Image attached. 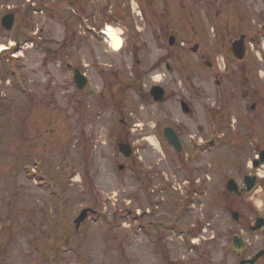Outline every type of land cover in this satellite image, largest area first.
<instances>
[{"label": "rangeland", "instance_id": "obj_1", "mask_svg": "<svg viewBox=\"0 0 264 264\" xmlns=\"http://www.w3.org/2000/svg\"><path fill=\"white\" fill-rule=\"evenodd\" d=\"M168 2L170 7L166 16H169L170 25L186 28L182 8L178 7V11L173 1ZM251 2L235 0L241 27L249 33L253 32L256 21L249 7ZM117 3L113 4L114 10ZM40 4L41 0H0V46L6 47L0 55V227L6 223H18L20 229L50 227L40 241L37 233L22 236L17 246L23 244L26 247L28 258L20 259L22 256L18 254L16 262L221 264L224 260V264H235L234 235L247 238L251 244L249 253L260 247L264 234L251 233L249 226L256 215H264V184L252 195L240 199L226 188L231 177L243 183L238 166L244 168L251 155L253 138L242 127L234 111L237 120L234 127H220L223 123L221 88L215 84L213 72L189 55L195 77L191 93L194 115L186 119L178 108L176 116L184 123H190L194 134H199V124L205 127L208 140L204 144L205 149L200 148L199 140L197 145L194 141L188 142L184 159H179L173 148L161 149L159 145L143 141L144 146H140L136 154L143 157V176L146 177L148 165L153 164L156 165V174L151 175V195L147 193L140 199L133 196L137 183L127 175L124 179L118 176L114 165L119 161L116 151L121 128L125 135V126L119 125L124 113L115 106L124 86L123 47L115 50L105 41L97 42L100 45L97 48L98 61L110 65L98 64L87 56V62L93 64L83 69L93 78L87 91L79 97L73 81V69L69 66L75 63L45 58L41 49L35 50L40 47L38 41L35 48L32 46L30 39L37 38L38 29L43 28L45 34H49L51 47L61 38L58 4L50 2L51 7L56 6L46 19ZM202 6L200 3L194 7L198 15ZM8 13L16 15L14 29L10 32L1 24L3 16ZM197 14L193 15V31L189 35L199 37L206 43L203 46L205 52L217 57L222 50V42L215 40L213 32ZM124 21L118 18L107 25L125 38ZM135 21L139 26L138 19ZM214 22L220 32L225 28L221 21ZM92 43L88 42L87 46ZM262 54L264 57V51ZM260 56L259 48H256L247 59L258 63ZM222 59V54L218 55V61L222 62ZM109 72L121 82L104 83L107 78L101 77L108 76ZM203 76H207L208 81H204ZM112 86L114 90L110 95H114V105L111 101L108 105L105 97L100 100V93L104 90L110 93ZM148 109L156 111L157 108L150 106ZM229 119L230 116L224 119V123ZM140 122L144 123L143 120ZM146 131L149 140H155L154 132ZM184 134L186 138L187 132ZM211 141H214L213 145ZM193 150L198 153L187 162L188 154ZM192 175L203 182L201 186L196 183L194 191L190 183ZM96 176L104 190L100 192V198L106 199L103 212L101 216L89 219L86 228L81 227L79 232L69 234L63 242L59 225H70V230H73L80 210L91 205V194L96 192V188L98 191L99 184L98 187L94 184ZM11 193L14 201L9 210L4 205L9 202ZM124 198L125 203L122 201ZM27 203L32 210L28 209ZM130 204L132 210L141 205V213L145 210L150 213L146 212L136 221V212L126 209ZM27 211L32 212L31 217ZM233 211L240 212L241 221L233 219ZM57 225L58 230L51 228ZM83 232L90 236L85 237ZM3 261L10 263L11 259L8 257Z\"/></svg>", "mask_w": 264, "mask_h": 264}, {"label": "flooded vegetation", "instance_id": "obj_2", "mask_svg": "<svg viewBox=\"0 0 264 264\" xmlns=\"http://www.w3.org/2000/svg\"><path fill=\"white\" fill-rule=\"evenodd\" d=\"M51 1L56 5L58 4L57 14L62 26L61 38L55 42L54 47H51L49 34H45L46 30L42 28L36 31L39 34L37 38L31 37L30 40L33 42L32 46L34 48L36 42H40V47L35 50L39 51L41 49L45 58L59 59L62 63H65V61H68V63L73 62L75 64L69 66L73 68L74 73L78 69L87 76L89 82L87 87L84 90H79L76 87V94L79 97H82V94L87 91L93 78L83 69L93 64L91 61L87 62V60L92 58L98 64L110 65L98 61L100 57L97 56V48L100 46L97 42L103 43L105 41L113 46L108 37L105 36L106 25L118 18L125 19V38H121V48L123 47L125 52V76L122 79L124 86L120 89L119 100L115 104L124 113L119 125L125 126V135H123V129L121 128V136L117 139L118 150L116 151L119 161H115L114 165L118 176L124 179L127 175L137 183V189L133 191V196H139L141 199L142 195L147 193V195H151L150 192L153 191L150 188L151 175L156 174L154 170L156 165H148L146 177L144 178L143 157L136 155L139 147L144 146L143 141L148 142L150 145H159L161 149L173 148L166 134V130L172 128L183 146L181 153L173 148L179 159H184L187 150L186 143L194 141V144L197 145L199 140L201 144L199 146L203 150L205 149L204 144L208 142L205 136V127L202 124L198 125L199 134H194L190 123H184L176 117L178 108L186 119H190L194 115L191 93L195 77L193 76V67L189 64L191 62L189 55L195 57L198 64L202 65L203 63L205 67L213 72L215 84L221 88L220 109L223 123L220 127L222 129L224 127H234L233 123L237 121L233 114L234 111L239 117L240 123L243 124L242 127L246 128V132H250L249 135L253 138L254 149H252L251 155L246 159L244 168L241 165L238 166V171L243 178V183H240L241 189L245 187L247 177L256 179L259 187L264 184V75H261V73H264V57L262 56L264 51V43H262L264 41V0H252L253 3L250 0H243L246 3L251 2L249 7L256 17L252 33L243 30L241 27L235 0H198V3L197 0H171L174 2L176 10L179 11L178 7L182 8L186 25L184 29L181 26L174 28L170 25L169 16H166L170 7V2H168L170 0H121L119 3H117L119 0H41V12L44 14L45 19L51 15V10L56 6L51 7ZM114 2L117 3L116 10L113 7ZM200 3L203 6L202 12L198 15L194 7ZM160 6L163 9H160ZM118 8L120 11H118ZM30 9L33 11L32 7ZM194 13L208 25V28L214 34L215 40L222 42V50L218 52L217 57H212L213 55H210L209 52H205L203 46L206 43L202 42L199 37L189 35L193 31ZM136 18L139 26H136ZM216 20L225 25V28L222 29L223 33L220 32L221 29L214 22ZM243 34L246 37L244 42L240 43V48H233L232 42L239 39ZM194 38H196V42H194ZM88 42L93 43L87 46ZM71 46L73 47L70 49ZM67 47L68 50H66ZM195 47H197V50H195ZM256 48H259L261 53V59L258 63L256 60L247 59ZM241 49L245 51L243 59L238 58L241 55ZM220 54H222V62L218 61V55ZM87 56H89V59ZM225 56L230 59L226 60ZM207 62L209 64H205ZM101 78H107L104 81L106 84L121 82V80H117L119 79L117 76L110 72L108 76H102ZM201 78L208 81L207 76ZM156 86H161L164 90L161 100H156L153 95ZM113 90L114 87L112 86L109 89L110 93H107L106 90L102 91L100 100H104L105 97L108 105L110 104L109 101L113 102L114 105V95H110ZM105 93L106 95H104ZM150 106H156V111L149 110L148 107ZM117 107H115L116 110L119 109ZM229 116L228 122L224 123V119ZM141 119L144 123L140 122ZM145 122L148 124L147 129L145 128ZM146 130L154 132V142L146 136ZM184 132H187L186 138ZM122 142L131 146L132 154L130 156H126L121 151L120 143ZM197 153L198 151L193 150L188 154L187 162L195 158ZM192 170L194 172L195 169L192 168ZM194 176H191L192 180L190 182L193 186L192 191H194L196 183L199 184L197 186L203 184L201 179ZM94 178L95 186L98 187L99 184V187L98 191L96 188V192L91 194V205L86 206L90 209L88 210L90 220L98 215L101 216L106 200L103 201V198H100V192L104 191L103 186L98 181L97 176ZM231 179L236 178L231 177ZM125 191L128 192L127 188ZM12 193L9 196V202L7 201L8 203L4 205L9 210L12 208L11 205L14 201V194ZM234 194L238 199L245 195H237L235 192ZM122 201L125 203V198ZM27 206L28 209L32 210L28 203ZM131 207L132 204L127 206L126 209L130 210ZM140 208L141 205H138L134 209L137 211ZM27 212L30 213L29 216L31 217L32 212ZM259 216L264 217L263 214L256 215L250 226L256 223ZM242 219L244 223L245 218ZM239 221L241 220L239 219ZM88 225L89 223H82L79 226L74 223L73 230H70V225L66 227L65 224L63 226L60 224L59 226L62 227L60 234L63 236V242L69 234L73 235L79 232L81 227L86 228ZM19 227L18 223H6L4 227H0V263H4L3 259L6 260L9 257L11 262L6 261L4 264H18L16 262L18 254L22 256L20 259L28 258L25 255L27 253L26 247L23 244L20 247L17 246L19 240L22 241L23 235L27 237L30 233H37L40 241L42 239L40 237L46 234L50 228L45 229L43 227L35 230L32 226L22 229ZM51 228H57L58 230V225L57 227L51 226ZM83 233H85V237L90 236L87 232ZM261 233L264 234V230ZM244 239V248L236 249L233 247L235 264H242L243 261H246L245 264H250L248 261L264 251L263 241L260 247L249 253L251 244H249L247 238L244 237ZM43 257L45 258L44 255ZM24 264L33 263L25 260ZM60 264H64V261ZM221 264H224V260ZM254 264H264V255L259 257Z\"/></svg>", "mask_w": 264, "mask_h": 264}, {"label": "water", "instance_id": "obj_3", "mask_svg": "<svg viewBox=\"0 0 264 264\" xmlns=\"http://www.w3.org/2000/svg\"><path fill=\"white\" fill-rule=\"evenodd\" d=\"M14 22H15V15L14 14H8V15L4 16L3 19H2L3 27L6 30H12ZM245 37H246V35H242L240 39L234 41L232 43L233 48H240L239 47L240 43L244 42ZM195 50H197V47H195ZM240 52H241V55L238 58L239 59H243L245 57V55H244L245 51L243 49H241ZM206 64H209V63L207 62ZM75 82H76L77 86L80 89H84L86 87V85H87L86 78L81 74V72L79 70H76ZM153 95H154L156 100H161L163 98V95H164L163 88H161L160 86H156L154 88V90H153ZM166 134H167V137L170 140V142L175 146V148L178 151H182V149H183L182 144H181L177 134L175 133V131L173 129H167L166 130ZM120 149L126 156H130L132 154V148H131V146L129 144L121 143L120 144ZM245 183L247 185V189L245 190V192L250 194L253 191V189L256 187L257 183H256L255 180L251 179L250 177H248L246 179ZM227 187H228V189L230 191H235V192H237L240 195H242L243 192H244V190L240 189L239 184L234 179H231L228 182ZM87 216H88L87 210H84L81 213V215L76 219V223L77 224L82 223L87 218ZM233 217L235 219H239V212H234L233 213ZM263 228H264V219L263 218H259L257 220L256 225L251 227V230L253 232H256V231H261ZM233 242H234V247L236 249L244 248V241H243V239L241 237L235 235L233 237ZM262 255H264V251H262L259 254H257L254 259H252V260H250L248 262H250V264H254L256 262V260H258V258L261 257ZM245 263H246V261L242 262V264H245Z\"/></svg>", "mask_w": 264, "mask_h": 264}, {"label": "bare ground", "instance_id": "obj_4", "mask_svg": "<svg viewBox=\"0 0 264 264\" xmlns=\"http://www.w3.org/2000/svg\"><path fill=\"white\" fill-rule=\"evenodd\" d=\"M109 38L111 39L112 45L114 46L115 50H119L121 48L122 44V39L121 37L114 33L112 29H109ZM6 49L5 46H0V54ZM153 142L155 141L154 139H151Z\"/></svg>", "mask_w": 264, "mask_h": 264}, {"label": "clouds", "instance_id": "obj_5", "mask_svg": "<svg viewBox=\"0 0 264 264\" xmlns=\"http://www.w3.org/2000/svg\"><path fill=\"white\" fill-rule=\"evenodd\" d=\"M261 75H264V73H261Z\"/></svg>", "mask_w": 264, "mask_h": 264}]
</instances>
